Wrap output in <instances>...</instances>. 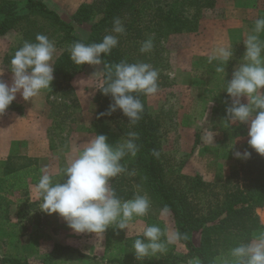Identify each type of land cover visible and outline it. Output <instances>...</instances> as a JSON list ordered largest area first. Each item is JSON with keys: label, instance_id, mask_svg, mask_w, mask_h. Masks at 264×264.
<instances>
[{"label": "rangeland", "instance_id": "rangeland-1", "mask_svg": "<svg viewBox=\"0 0 264 264\" xmlns=\"http://www.w3.org/2000/svg\"><path fill=\"white\" fill-rule=\"evenodd\" d=\"M47 2L65 18L73 9V5L65 6L59 0ZM91 2L95 0L87 3ZM261 16H264V0H216L214 9L202 14L195 32L171 34L162 39L156 49L152 48L151 52L144 53V58L138 62L136 60V63L150 64L159 73V91L154 96H146V101L152 117L160 126L162 160L168 182L183 187L187 183L186 178L200 175L209 185L206 192L198 194L194 199L198 207L213 206L223 199L227 190L245 185L241 172L244 159L235 158L234 152L243 153L247 150L248 125L226 124L225 109L231 101L223 90L225 82L231 79L234 68L239 62H243V42L254 27L255 20ZM83 27L76 28L78 35L89 33V26ZM241 34H244V40H234ZM260 38L264 40V33L260 34ZM20 39L17 30L0 38V72L3 73L0 78L9 85L12 73L9 70L10 61L5 60V55L19 44ZM143 42H140L138 49L129 41H124L121 45L137 55ZM224 45H231L233 51V59L225 67V81L221 74L215 72L218 61L208 62L212 49ZM60 52L56 49L52 64ZM102 80V64H86L71 80V93L65 95L62 93L63 88L57 87L54 93L48 94L54 83L53 79L49 89L42 90L38 96L25 102L27 116L33 122L34 132L32 130L29 134L33 135L31 138L35 147L31 148L39 147L42 150L43 147L46 150L45 154L36 157L37 165L41 166L43 163L50 175L56 171L51 169L62 164L66 166L74 159L94 135H105L107 142L112 145L121 142L107 134L111 130L106 132L104 127L94 123L98 105L93 97L102 85ZM241 102L246 103L245 98L242 97ZM10 112L5 110L0 114V135L3 132L1 122L12 120ZM15 126L18 127L14 122L11 128L14 130ZM210 128L216 133L213 144L204 140L205 131ZM6 140L7 134L3 136V151L6 150ZM20 146L11 145L15 149L12 152L17 153ZM4 159L0 158V161ZM60 182L63 183V180ZM33 185L35 184H30L24 190L3 193L11 204L4 215V222L0 217V264H5L1 260L7 256L26 260L29 264H42V258L50 250L58 233L62 235V241L63 237L69 239L74 247L89 256L81 258L73 255L63 264H105L112 257H120L132 264L168 255L167 250L163 254L157 253L137 260L134 252L126 253L116 243L118 236H142L144 228L151 225L159 226L165 233L162 240L168 234L176 232L171 212L157 211L151 201L148 213L134 217L127 229L110 227L103 238H99L91 233L76 234L57 214L48 215L41 211ZM256 213L264 224V207L256 209ZM181 250L184 254L187 253L184 245L176 253L179 254Z\"/></svg>", "mask_w": 264, "mask_h": 264}, {"label": "trees", "instance_id": "trees-1", "mask_svg": "<svg viewBox=\"0 0 264 264\" xmlns=\"http://www.w3.org/2000/svg\"><path fill=\"white\" fill-rule=\"evenodd\" d=\"M215 6L216 0H95L80 4L67 21L42 0H0V37L13 30L20 33L19 44L13 46L11 52L5 55L6 61L11 60L15 51L25 41L35 42L37 34L52 39L55 48L61 52L53 63L54 83L48 94L54 93L57 87H62V93L67 95L72 92L71 80L86 65H75L70 60L68 50L76 42L99 43L105 35H115L111 31L114 18L121 20L125 32L118 35V44L110 54H102V84L104 64H115L121 60L136 63V60L138 62L146 55L141 52L137 55L131 53L121 45L122 42L129 41L138 49L141 41L151 38L153 48L156 49L161 40L171 34L195 32L202 14L214 9ZM75 25H88L89 33L86 36L78 35ZM137 95L144 110L135 125L128 123L127 117L119 109L110 115L97 118L99 113L107 112L112 99L103 95L99 89L93 97V101L98 105L94 116L95 125L104 127L106 132L111 130L107 134L121 142L128 139L129 132H135L138 137L135 141L138 145L136 156L127 155L123 158L121 163L127 171L113 178L111 186L122 200L146 194L157 211L167 208L172 214L176 232L182 234L178 241L185 246L187 253L170 252L161 259H145L132 264H180L191 258H197L200 264H213L216 257L227 254L228 250L240 243L249 242L253 233L264 229V224L256 213V209L264 207V157L247 146L251 156L244 159L241 166L244 187L237 185L227 190L223 199L213 206L198 207L194 199L198 194L206 192L209 185L200 175L186 178L187 183L183 187L168 182L162 160L159 123L148 109L146 96ZM6 110L22 113L21 105L15 101ZM108 139L111 140L110 137ZM154 151L159 155H154ZM37 161V158L18 154H10L0 161L2 222L11 204L3 193L24 190L30 184H36L39 180ZM107 231L108 229L105 233ZM195 232L200 233V242L197 246L192 240ZM137 238L142 236L125 238L118 236L116 243L126 253H133V243ZM73 255L89 258L76 247L54 243L51 250L42 258V264H63ZM1 261L5 264H29L26 260L10 256L4 257ZM105 264L131 263L120 257H112Z\"/></svg>", "mask_w": 264, "mask_h": 264}, {"label": "clouds", "instance_id": "clouds-1", "mask_svg": "<svg viewBox=\"0 0 264 264\" xmlns=\"http://www.w3.org/2000/svg\"><path fill=\"white\" fill-rule=\"evenodd\" d=\"M111 31L115 35H105L99 43H74L68 50L70 60L77 66L101 65L102 54H110L118 44V35L125 32L119 18H114ZM261 33H264V16L255 20L254 27L243 42V62L234 68L223 91L231 101L225 109L226 124L248 125L247 146L264 157V40L260 38ZM152 48L153 41L149 38L141 44L140 52L148 53ZM55 51L54 42L43 34H37L35 42L25 41L15 51L10 60L11 84L0 80V114L15 100L17 93L23 100L29 101L42 90L50 88L54 79L52 60ZM231 59V45L217 46L208 56L209 63L218 61L215 72L221 74L223 79L225 67ZM158 77V71L148 63L121 60L115 64H104V81L99 90L103 95L110 96L112 103L107 112L99 113L97 118L119 109L127 117L128 123L135 125L144 110L137 94L156 95L159 91ZM242 97L246 103L241 102ZM215 135L211 128L207 129L205 142L213 144ZM137 139L135 132H129L128 139L112 145L105 135H94L74 159L59 169L63 183L54 182L48 170L42 169V175L33 185L35 197L40 201V210L48 215L57 214L76 234L91 233L103 238L110 227L127 229L134 217L148 213L150 200L147 195L122 200L116 195L111 181L127 171L121 161L127 155L136 156ZM153 154L159 155L155 151ZM234 156L246 160L251 153L247 150L243 153L236 151ZM167 211L165 208L164 212ZM162 236L165 233L159 226L145 227L142 238L135 239L133 243L136 259L163 254L169 245L182 238L179 232L170 233L163 240ZM213 264H264V229L253 233L249 242L240 243L228 250L227 254L216 257Z\"/></svg>", "mask_w": 264, "mask_h": 264}, {"label": "crops", "instance_id": "crops-1", "mask_svg": "<svg viewBox=\"0 0 264 264\" xmlns=\"http://www.w3.org/2000/svg\"><path fill=\"white\" fill-rule=\"evenodd\" d=\"M42 1L44 3H46L47 6H49L51 9L55 10L60 15V13L56 9L52 8L53 6L47 2L48 0H42ZM59 1L61 3H64L65 6L68 4L73 5V9L67 15L66 18L62 17L60 15L64 20L68 21V20H70V17L73 14V12L79 7L80 4L87 3L90 0H59ZM250 24L253 25V22H250ZM83 26L87 27L88 25H75L76 28H81V27L84 28ZM250 32L251 31H249V33ZM86 35H87V33L84 35H81V36H86ZM234 40H238V41L244 40V34L239 35V37L237 39H234ZM59 54L60 53H58L56 55V57L54 58V61L58 57ZM54 61H53V63H54ZM10 78L12 79V77H10ZM0 80H1V78H0ZM14 101L22 106V113L18 114L14 111H11L9 115L11 116L12 120L11 121L4 120V123L1 122V128H2L3 132H2V135H0V158H2V159H4V157L7 158V156H9L10 154H18V155H22V156L25 155V156H29V157H33V158L40 157L42 154L46 153V150H44L43 147H42V150L39 147H37L36 149L31 148V147H35L34 143H32V138H31V137H33V135L29 134L33 130L32 129L33 122H31L27 116V109L28 108H26V103H25L26 101L23 100L22 97L18 93L16 94V98ZM14 122L16 123V125H18V127L17 126H15V127L20 129V131H18V129H17V132H16V128L14 130L11 128L14 125ZM32 132H34V130ZM5 134H7L6 150L3 151L4 147H2V142H3V136H5ZM13 144L21 145L20 149L16 150V151H18L17 153L12 152V151H15V149H13V147H11V145H13ZM44 148H47V147H44ZM39 161H41V160L39 159ZM50 166H52V165H50ZM63 167H65V165L63 166V164H62L61 166H56L55 169H51V171L56 170L53 173L51 172L54 182L60 181L62 179L61 175L59 174V169H61ZM42 169H44L43 163H41V166H38V170H37L38 171L37 172L38 178H40V176L42 175ZM61 236L62 235H60V233H58V235H55L54 242L52 243V246L54 243H60L63 245L73 246L74 243L71 241H68L69 239H67V238L63 237L64 241H62L60 239ZM192 240H193L194 245H196V246L199 245L200 233L199 232L193 233ZM52 246H51V248H52ZM180 246H183V244L177 240L174 244L169 245L167 250L169 251V253L172 252L173 254H177L176 252H177L178 248H180ZM51 248H50V250H51ZM179 254H184V251L181 250V252ZM191 262H193L194 264H197V262H198V264H200V262L197 258H191L185 264H191Z\"/></svg>", "mask_w": 264, "mask_h": 264}]
</instances>
